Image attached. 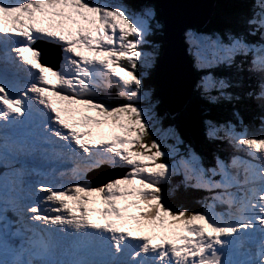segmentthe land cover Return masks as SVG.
<instances>
[{
    "label": "snow or ice",
    "instance_id": "snow-or-ice-1",
    "mask_svg": "<svg viewBox=\"0 0 264 264\" xmlns=\"http://www.w3.org/2000/svg\"><path fill=\"white\" fill-rule=\"evenodd\" d=\"M239 26L185 33L199 99L261 113L257 131L238 112L205 118L222 146L207 160L159 127L145 89L152 4L0 0V264H264V0ZM38 41L59 46L58 67ZM105 167L128 171L94 186ZM176 176V189L207 193L201 211L167 202Z\"/></svg>",
    "mask_w": 264,
    "mask_h": 264
},
{
    "label": "trees",
    "instance_id": "trees-1",
    "mask_svg": "<svg viewBox=\"0 0 264 264\" xmlns=\"http://www.w3.org/2000/svg\"><path fill=\"white\" fill-rule=\"evenodd\" d=\"M235 6H232V9H227V13L223 11H219V15L226 14V20L216 19L215 17L213 20H210L207 24L202 26V31L204 33H212L215 31H221V28L228 29L232 28L234 30H239V18L246 14L251 7L252 0H235ZM230 13V14H229ZM216 15V11L214 12ZM213 14V15H214ZM234 17L235 22L232 20ZM158 21L162 23V17L160 15L157 17ZM163 24V23H162ZM220 26V27H219ZM163 27V26H162ZM222 32V31H221ZM151 45L155 44V41L158 40V37L154 35L150 38ZM252 39V38H251ZM165 44L161 41V48L164 47ZM159 48V56L162 52V49ZM149 51L151 52V46L149 47ZM142 72V71H141ZM149 73V69L147 71ZM152 82V73H149V77L144 79L145 89L151 91L152 100L153 102H159L158 110L159 115H162V121L160 123L161 128H166L169 126L175 127L177 132L179 133L180 137L184 140L185 144H191L197 151L202 152L204 155L206 152L214 151L218 148V145H211L206 140L204 136V128H203V120L205 118H212L217 121H225V120H232L235 119L234 113H236V108L234 106H228L224 108L223 106H216V107H209L207 104H202L203 101L194 96L185 107L179 112L174 115H170L169 110L164 108L162 102L160 101L159 89L153 84ZM110 95L113 99L118 98L114 91L110 92ZM115 101V100H113ZM205 103V102H204ZM243 106V105H240ZM157 108V105H156ZM239 117L243 120L244 124L249 127L250 131H257L259 128L260 120L259 118L254 119L248 113H245ZM168 143H173L172 140H168ZM217 146V147H215ZM216 148V149H215ZM206 159H208V154L205 155ZM177 181H180L182 178L180 176H176L175 178ZM176 185H178L175 181H173L172 185L169 186V194L167 198V202L172 204L176 207H186L190 211H199L201 207L196 205L194 199L187 196V192H192L193 194L198 196L197 198L200 202L203 201L204 196L207 195L205 192L192 190L189 188H180L176 189ZM172 189V191H170ZM177 199L175 202L172 201L171 196L175 195Z\"/></svg>",
    "mask_w": 264,
    "mask_h": 264
},
{
    "label": "water",
    "instance_id": "water-1",
    "mask_svg": "<svg viewBox=\"0 0 264 264\" xmlns=\"http://www.w3.org/2000/svg\"><path fill=\"white\" fill-rule=\"evenodd\" d=\"M136 1L155 4L158 14L163 18V40L166 46L162 60L156 64L158 71L155 82L162 87L160 96L172 113V110L180 109L184 105L189 95V61L187 52L182 47V32L189 26L201 27L204 24L211 12V0Z\"/></svg>",
    "mask_w": 264,
    "mask_h": 264
},
{
    "label": "rangeland",
    "instance_id": "rangeland-1",
    "mask_svg": "<svg viewBox=\"0 0 264 264\" xmlns=\"http://www.w3.org/2000/svg\"><path fill=\"white\" fill-rule=\"evenodd\" d=\"M109 2H113V3H120V2H123V3H125V4H127V5H129V6H131V7H136V8H138V6H140L141 4H143V3H140V2H145V1H140L138 4L137 3H134L133 2V0H115V2L113 1V0H109ZM146 3H150V2H146ZM150 4H152L154 7H155V5L153 4V3H150ZM159 14L157 13V16H158ZM160 23V25H161V28H162V26H164V22H163V19H162V23L161 22H159ZM166 24H168L167 22H166ZM160 28V29H161ZM159 29V30H160ZM158 30V31H159ZM157 33V32H156ZM48 43V45H51V46H55V57L53 58V60L51 59V58H49L50 60H52L53 62H54V64L56 63V61H58V59L60 58V60H59V63L62 61V52H61V49L59 48V46H57V45H53V44H50L49 42H47ZM155 43L159 46V48H160V41H155ZM151 46V39H150V45L148 46V47H150ZM148 47H146V49H145V51L146 52H150L149 51V48ZM85 51V54H87V55H93L92 53H90V52H88L86 49L84 50ZM60 52V53H59ZM59 53V54H58ZM158 62V61H157ZM156 62V63H157ZM58 65V64H57ZM150 68V67H149ZM149 68H141L140 69V71H142L141 73L143 74V75H145L146 73H147V71H148V69ZM146 91H148V89H146ZM151 92V91H150ZM166 107V106H165ZM166 109H167V107H166ZM181 109V108H180ZM180 109H177V110H172V112H174V113H179L181 110ZM156 110V109H155ZM167 110H169V109H167ZM170 111V110H169ZM244 111H246V112H252V105H249L247 108H244ZM92 114H94V113H92ZM159 117H160V120L162 121V115L160 116L159 115ZM162 129H166V128H162ZM116 131L117 132H119V133H121V134H126V135H129L130 137H134L137 133H135V132H132V133H126V132H124L123 130H121V129H116ZM123 132V133H122ZM147 142V141H146ZM130 146V148L131 147H133V145H129ZM134 150H138V149H134ZM206 154H208L209 156L208 157H211L210 156V153H208V152H206ZM205 154V155H206ZM142 158H145V157H142ZM2 171H4V169H3V167H0V172H2ZM118 171H121L120 169L118 170ZM118 173V172H117ZM127 173V172H126ZM105 178H106V176L104 175V174H99V173H95V172H91V173H89L88 174V177H87V179L89 180V181H91V183L94 185V186H99L100 184H102L103 183V181L105 180ZM176 178V177H175ZM182 178V177H181ZM170 191H172V189H170ZM170 195V194H169ZM194 197H196V196H194ZM171 199H172V201L173 202H175L176 201V199H175V197H174V195L173 196H171ZM99 206H101V205H97V207H99ZM218 210H220V209H218ZM98 215V214H97ZM196 223H202V221H196Z\"/></svg>",
    "mask_w": 264,
    "mask_h": 264
},
{
    "label": "bare ground",
    "instance_id": "bare-ground-1",
    "mask_svg": "<svg viewBox=\"0 0 264 264\" xmlns=\"http://www.w3.org/2000/svg\"><path fill=\"white\" fill-rule=\"evenodd\" d=\"M92 54H93V53H92ZM60 63H61V62H60ZM49 75H50V78H52V77H51V74H49ZM52 79H54V78H52ZM122 133H123V132H122ZM129 147H130V146H129ZM174 197H175L176 200H178L176 194L174 195Z\"/></svg>",
    "mask_w": 264,
    "mask_h": 264
}]
</instances>
